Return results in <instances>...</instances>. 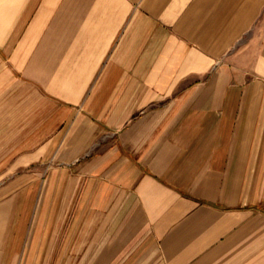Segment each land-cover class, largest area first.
Here are the masks:
<instances>
[{"label": "crops", "instance_id": "1", "mask_svg": "<svg viewBox=\"0 0 264 264\" xmlns=\"http://www.w3.org/2000/svg\"><path fill=\"white\" fill-rule=\"evenodd\" d=\"M263 9L0 0V264H264Z\"/></svg>", "mask_w": 264, "mask_h": 264}, {"label": "rangeland", "instance_id": "2", "mask_svg": "<svg viewBox=\"0 0 264 264\" xmlns=\"http://www.w3.org/2000/svg\"><path fill=\"white\" fill-rule=\"evenodd\" d=\"M262 14H264V9H263V13ZM261 28H262V30H264V17H258L257 20H256V22H255V30H254L255 38H254V44H255L256 47L262 41V38H258V37L256 38L258 30L261 29ZM249 35H250V33H248L247 35L243 36V38L239 41L238 44L240 45L241 42H244L249 37ZM17 122L20 123V119ZM4 152L5 151L0 150V154H2ZM16 152L17 151H14V153H16ZM36 168H37L36 165H30L29 167L19 168L17 171H15V174H17V173H20L21 174L22 172L23 173L36 172ZM5 179L3 181H0V187L5 186V184H7V182H5Z\"/></svg>", "mask_w": 264, "mask_h": 264}]
</instances>
